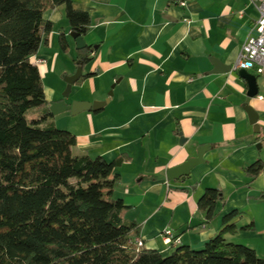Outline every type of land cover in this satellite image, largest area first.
Returning a JSON list of instances; mask_svg holds the SVG:
<instances>
[{
	"label": "crops",
	"instance_id": "0c3cea01",
	"mask_svg": "<svg viewBox=\"0 0 264 264\" xmlns=\"http://www.w3.org/2000/svg\"><path fill=\"white\" fill-rule=\"evenodd\" d=\"M72 6L90 17L83 39L92 50L81 65L88 76L72 86V98L61 95L66 83L54 89L43 82L55 65L47 62L60 53H72L73 67L62 74L71 76L79 66L63 6L44 12L52 31L31 62L42 61L37 67L50 105L105 102L95 111L73 118L67 111L48 121L57 128L69 121L74 155L122 158L113 198L123 200L125 219L138 225L131 239L139 237L144 248L163 255L179 246L199 249L221 231L222 217L237 211L236 230L225 239L264 258V169L250 181L245 173L257 161L264 165V76L249 71L258 95L246 104L248 86L238 72L210 73L211 58L232 67L255 35L254 7L248 0H73ZM246 106L257 113L259 132ZM200 147L203 163L187 177L168 180L167 170L196 157ZM207 189L223 197L210 223L197 207ZM164 230L179 243L164 245Z\"/></svg>",
	"mask_w": 264,
	"mask_h": 264
},
{
	"label": "trees",
	"instance_id": "16d2710c",
	"mask_svg": "<svg viewBox=\"0 0 264 264\" xmlns=\"http://www.w3.org/2000/svg\"><path fill=\"white\" fill-rule=\"evenodd\" d=\"M72 1L0 0V264H264L253 249L225 239L236 230L237 211L222 217L221 231L200 250L179 246L163 255L133 242L138 225L125 219L123 200L113 198L122 158L72 153L76 137L48 121L50 103L31 62L52 31L46 10L63 6L71 31L87 33L90 17ZM59 42L65 50L62 35ZM89 51H78L80 65ZM32 109L38 117L28 121ZM263 169L257 161L245 173L250 181ZM222 200L218 189L198 199L206 223Z\"/></svg>",
	"mask_w": 264,
	"mask_h": 264
},
{
	"label": "water",
	"instance_id": "95a60500",
	"mask_svg": "<svg viewBox=\"0 0 264 264\" xmlns=\"http://www.w3.org/2000/svg\"><path fill=\"white\" fill-rule=\"evenodd\" d=\"M69 36L74 40L75 45H76V50H83L87 47L83 39V36L73 31L69 33ZM210 63L213 67L210 73H225V72L231 71V66H225L223 63H221L219 60L215 58H211ZM84 76H86V74L82 71V67L79 63V66L76 68L74 74L65 78L66 88L62 95L63 98H68V96L71 93L72 86L81 77H84ZM238 76L239 78H241L247 83L248 90L246 94V97H247L246 104H248L251 99L255 98L258 95L256 78L252 74H250L248 71H245V70L238 71ZM104 104L105 102H93V103L72 102L70 105H67L64 101H59V102L51 104L48 109L52 116H56V115L62 114L67 111H69L71 115H77L84 111H95L103 107ZM245 111L249 117L250 124L253 125L254 129L256 130L255 132H259V126L257 125V121H258L257 113L250 106H246ZM259 147L260 146L258 145V148ZM204 151H205V148L200 147L196 151V157L186 160L180 166L168 169L166 172L167 179L177 180L180 177L189 176L190 171L195 166L203 163Z\"/></svg>",
	"mask_w": 264,
	"mask_h": 264
},
{
	"label": "built area",
	"instance_id": "2783aa9c",
	"mask_svg": "<svg viewBox=\"0 0 264 264\" xmlns=\"http://www.w3.org/2000/svg\"><path fill=\"white\" fill-rule=\"evenodd\" d=\"M248 1L258 14L252 28L255 35H249L247 37L231 69L235 72L241 70L253 71L258 76H264V0ZM41 62V60H37L36 64L38 65ZM162 235L166 245L179 243V239L174 238L169 230H165ZM133 242L138 246L143 245L139 237L135 238Z\"/></svg>",
	"mask_w": 264,
	"mask_h": 264
},
{
	"label": "rangeland",
	"instance_id": "374dc122",
	"mask_svg": "<svg viewBox=\"0 0 264 264\" xmlns=\"http://www.w3.org/2000/svg\"><path fill=\"white\" fill-rule=\"evenodd\" d=\"M54 44H55L54 46L56 47V44H57L56 40L54 41ZM71 58H72V53H69V54L60 53L58 55V58L57 59L52 60V58H51L50 62L49 61L47 62L48 67L49 66H52L53 63H55V65L53 66L52 70H50L48 72L47 76H45V78L43 80L44 85L46 87L47 86H50V87H52V88L55 89L56 88L55 87L56 84L61 86L62 84L65 83V78H67L68 75L67 74H62V71L65 70L66 66L69 69V71H71V69L73 67ZM65 88H66V85H65ZM65 88H64V90H65ZM64 90L61 92V95H63ZM72 96H73V92L71 90V93H70L68 99H71ZM72 116L73 115H70L69 118H73ZM37 117H38V113L35 110H33V109L32 110H29L28 113L26 114V119L28 121H31L33 119H37ZM59 127L60 128H58V129L65 130V131H69L68 130V127H70V123H69V121L64 122ZM160 236L163 239V235L161 234ZM163 244L166 245L164 242H163ZM202 248L203 247H201L199 249H193V250H200Z\"/></svg>",
	"mask_w": 264,
	"mask_h": 264
}]
</instances>
